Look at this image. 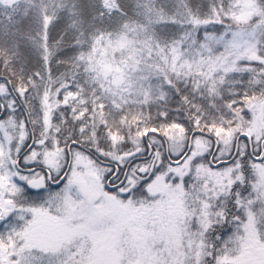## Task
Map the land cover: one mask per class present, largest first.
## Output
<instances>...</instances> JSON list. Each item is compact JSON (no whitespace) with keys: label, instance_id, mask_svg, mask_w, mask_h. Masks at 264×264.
<instances>
[{"label":"snow or ice","instance_id":"1","mask_svg":"<svg viewBox=\"0 0 264 264\" xmlns=\"http://www.w3.org/2000/svg\"><path fill=\"white\" fill-rule=\"evenodd\" d=\"M0 264H264V0H0Z\"/></svg>","mask_w":264,"mask_h":264}]
</instances>
